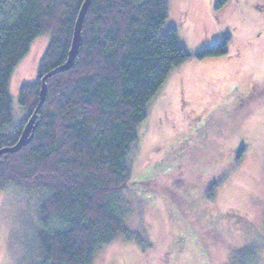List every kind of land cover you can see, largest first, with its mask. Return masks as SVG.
<instances>
[{
	"label": "trees",
	"instance_id": "trees-1",
	"mask_svg": "<svg viewBox=\"0 0 264 264\" xmlns=\"http://www.w3.org/2000/svg\"><path fill=\"white\" fill-rule=\"evenodd\" d=\"M83 1L0 0V150L17 142L37 110L30 143L0 155V191H24L26 201L31 192L37 194L32 204L33 246L16 264H93L98 251L116 237L136 236L141 243L125 226L117 197L136 190H161L173 199L191 196L194 184L201 181L196 173L180 176L172 187H156V179L140 187L131 181L132 146L148 102L189 56L177 29L166 27L168 0H91L73 66L60 72ZM225 1L216 0L214 8ZM42 34L50 38L36 81L19 90L17 105L25 118L17 126L10 78ZM227 39L215 41L195 57L224 55ZM42 79L47 93L40 103ZM221 182L203 184L209 193ZM194 212L204 215L198 208ZM213 226L211 233L219 234V227ZM229 253L224 264L252 262L250 254L236 261Z\"/></svg>",
	"mask_w": 264,
	"mask_h": 264
},
{
	"label": "rangeland",
	"instance_id": "rangeland-1",
	"mask_svg": "<svg viewBox=\"0 0 264 264\" xmlns=\"http://www.w3.org/2000/svg\"><path fill=\"white\" fill-rule=\"evenodd\" d=\"M215 2L168 0L166 27L177 29L189 56L148 102L132 146L134 186L156 179V187H172L190 173L201 181L175 199L161 190L121 193V217L141 243L116 237L93 264H224L230 251L236 261L250 254V264H264V0ZM226 37L224 55L195 57ZM49 38L37 37L11 75L17 126L25 118L19 90L36 81ZM219 180L207 193L203 182ZM30 194L26 201L24 191H0V264H16L33 246Z\"/></svg>",
	"mask_w": 264,
	"mask_h": 264
},
{
	"label": "water",
	"instance_id": "water-1",
	"mask_svg": "<svg viewBox=\"0 0 264 264\" xmlns=\"http://www.w3.org/2000/svg\"><path fill=\"white\" fill-rule=\"evenodd\" d=\"M90 3H91V0H84L80 7V10L78 12L75 25H74L72 42H71L70 50L68 52V57H67L66 62L58 68L60 72H65L71 69L73 66L74 60L78 52L79 44H80L81 28H82L83 20L85 18V15H86V12L88 10ZM50 76L51 74L47 75V77H50ZM46 93H47V86L45 84V80L42 79L41 85H40V91H39L40 103L44 102ZM36 114H37V110H35L33 114L29 117V119L25 122L17 142L12 147L0 150V155L3 153L18 152L19 150H21L23 147L27 146L30 143V141L33 138L35 129H36V118H37Z\"/></svg>",
	"mask_w": 264,
	"mask_h": 264
}]
</instances>
